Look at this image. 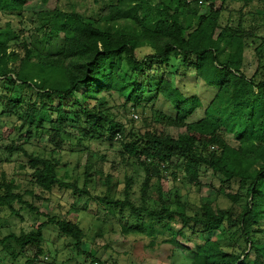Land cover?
Segmentation results:
<instances>
[{"label": "trees", "instance_id": "1", "mask_svg": "<svg viewBox=\"0 0 264 264\" xmlns=\"http://www.w3.org/2000/svg\"><path fill=\"white\" fill-rule=\"evenodd\" d=\"M229 1L178 0L171 10L153 0H115L104 8L98 20H92L75 12H62L60 0H0V13L17 17L19 23L17 30L10 22L0 27V81L11 86L4 99L0 97V105L4 114L22 123L18 140L28 144L45 138L48 147L52 146L51 152L62 151L66 137L120 141L119 133L105 127L111 120L100 110V105H105L98 98L102 91L116 92L133 109L143 111L147 96H160L170 103L176 116H158L154 123L162 129L185 130L184 135L175 139L163 130L157 133L147 124L144 132L133 134L143 145L130 142L123 146L144 172L139 207L127 195L124 200L109 195L92 197L86 185L79 189L74 183L61 181L57 176L58 163L53 158L28 154L25 144L10 141L4 152L22 154L32 171L31 181L45 192L59 188L74 195H87L99 204L121 211L129 209L135 218L148 221L134 228L141 235L154 237L156 221L162 226V222L173 220L174 216L184 225L198 228L201 236L206 237L191 253L190 264H264V0H257V7L247 12L253 0H245L237 10V28H221L219 21L228 10ZM26 14L32 15L39 26L36 34L29 33L30 41L20 30ZM184 15L188 16L185 22ZM118 22L131 28L113 30L112 25ZM41 39H45L43 45ZM12 45L16 51L11 49ZM145 47L151 53L138 60L137 50ZM248 49L257 62L251 77L243 71ZM172 56H181L184 66L193 58L195 76L217 90L198 121L187 122L200 106L196 97L187 100L172 81L160 79L155 86L147 82L164 74ZM121 59L132 78L126 80L120 74L117 61ZM16 88L29 91L35 99L16 95ZM82 88L80 102L75 97ZM67 101L77 109L70 110L65 105ZM225 131L234 135L236 147L225 142ZM116 135L119 140H114ZM176 158L183 159L185 178L195 186H199L202 170L219 176L223 184L219 192L230 205L222 208L217 200L205 203L200 213L192 216L167 208L149 209L145 205L146 191L154 178L162 179ZM170 175L176 178L174 172ZM232 180L238 185L235 191L230 187ZM129 188L130 183L126 190ZM14 204L42 215L24 200L13 182H1L0 209L9 208L18 215ZM47 225H55L80 250L83 233L77 223L52 218L28 233L0 237V247L14 258L16 251L21 253L33 247L38 257L43 253L42 232ZM217 234L229 238L234 246H223L213 238ZM239 240L245 246L237 244ZM92 260L100 261L95 257Z\"/></svg>", "mask_w": 264, "mask_h": 264}, {"label": "rangeland", "instance_id": "2", "mask_svg": "<svg viewBox=\"0 0 264 264\" xmlns=\"http://www.w3.org/2000/svg\"><path fill=\"white\" fill-rule=\"evenodd\" d=\"M115 0H60L59 8L64 13L75 12L85 18L98 20L104 8ZM178 0H153V3H161L171 10L177 6ZM245 0H230L228 10L225 11L219 21V26L237 28V10ZM258 5L257 0L249 2L245 12L252 11ZM188 20V16H183V21ZM10 22L13 28H19L18 18L9 17L0 13V27ZM249 24V22H247ZM23 35L28 41L29 33L38 31V21L32 15L26 14L21 22ZM131 28L125 22H118L112 25L113 30ZM36 34V32H35ZM41 36V34H40ZM45 39H41L43 45ZM12 50H17L12 45ZM150 49L145 47L137 50L136 57L143 60L150 54ZM245 64L243 71L247 77H251L256 69L257 62L250 49L245 51ZM181 56H172L169 65L162 76L156 75L148 79L147 82L155 86L160 79L172 81L174 87L178 88L187 100L196 97L200 106L188 118L187 122H195L204 117V111L214 98L217 90L207 85L203 80L194 74L191 58L186 66L183 65ZM120 74L126 80L132 78L124 60H118ZM11 66H14L10 64ZM3 81V80H2ZM11 86L0 81V97L4 99ZM16 95L35 99L29 91L22 92L21 88H16ZM84 89L76 92V99L83 102L81 97ZM102 98L105 105L101 104V111L104 112L111 123L109 127L113 132L119 133L120 141L112 143L105 140L84 138L72 139L66 137L64 149L62 151L54 149L51 152V145L47 144V139L39 138L31 140L25 144L26 140H18L22 123L16 118L4 114V109L0 105V183L13 182L25 201L31 204L42 214L37 216L23 209L19 204H14V210L18 215L12 214L9 208L0 209V237L9 234L19 235L21 232L28 233L35 230L39 225L44 224L47 218L54 220L68 219L75 221L82 230L83 239L78 251L67 236L58 232L55 225H47L43 228L42 255L36 257L33 247L25 248L21 253L16 251V257L0 247V264H85L94 257L106 264H190L191 253L196 246L202 244L206 236H201L198 228L193 229L191 225H184L180 218L174 216L173 220L162 222V226L156 221L154 237H149L147 233H136L134 228L148 223L135 218L129 209L121 211L119 208H112L108 205L99 204L89 196L74 195L71 191L54 188L51 192H45L37 187L31 180V170L28 168L27 159L19 153L7 155L4 147L10 141L17 144H25L24 148L28 154L37 157L53 158L57 163V176L65 183H74L79 189L84 185L92 197L109 195L113 199L124 200L129 196V201L136 207L142 202L141 186L144 179V172L138 166L137 160L129 156L123 149L125 144L137 142L140 146L142 142L133 134L144 132L143 127L150 124L152 130L157 133L162 130L177 138L184 135L183 128L168 127L162 129L159 124L154 123L158 116L173 119L176 116L175 110L170 103L162 97L154 94L146 97L144 101L146 109H133L131 103H126L123 97L116 92L102 91L98 96ZM150 100V101H149ZM65 105L75 111L72 102L67 101ZM95 104L90 105L92 108ZM66 110V111H70ZM137 115V119L133 117ZM54 116V115H53ZM47 119V118H46ZM150 129V131H152ZM37 137L39 132H35ZM223 138L231 146H237L236 139L232 133L224 132ZM143 160L142 158H139ZM183 159L176 158L169 166L162 179H153L150 188L146 191L147 199L145 205L149 209L161 210L167 208L178 213H185L187 216L200 213L201 207L205 203H212L217 200L222 208L230 205L219 192L222 183L219 176H215L209 170H202L199 178V186H195L186 180L182 171ZM176 174V178L171 176ZM128 183L130 188L126 190ZM226 184V183H225ZM237 182L232 180L230 187L235 191ZM244 201V200H243ZM241 201V202H243ZM145 218V216H143ZM146 219V218H145ZM168 222V226L165 223ZM142 223V224H141ZM133 229V230H132ZM221 242L223 246L232 248V241L223 238L221 234L213 237ZM242 247L245 246L242 240L236 241ZM234 246V245H233ZM237 245L235 244V248ZM46 257V258H45ZM44 258L46 260H44Z\"/></svg>", "mask_w": 264, "mask_h": 264}, {"label": "built area", "instance_id": "3", "mask_svg": "<svg viewBox=\"0 0 264 264\" xmlns=\"http://www.w3.org/2000/svg\"><path fill=\"white\" fill-rule=\"evenodd\" d=\"M200 4H201V2H200ZM133 117H134L135 119L138 118L137 115H133ZM119 139H120V136H119V135H116L115 138H114V140H119ZM45 258H46V257H45ZM45 258H44V260H46ZM86 264H106V263H104L103 261L90 260V261H88Z\"/></svg>", "mask_w": 264, "mask_h": 264}]
</instances>
